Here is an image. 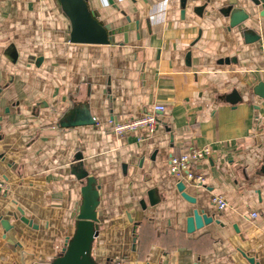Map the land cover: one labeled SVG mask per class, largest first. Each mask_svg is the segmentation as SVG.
I'll list each match as a JSON object with an SVG mask.
<instances>
[{
	"label": "crops",
	"instance_id": "0c3cea01",
	"mask_svg": "<svg viewBox=\"0 0 264 264\" xmlns=\"http://www.w3.org/2000/svg\"><path fill=\"white\" fill-rule=\"evenodd\" d=\"M263 2L87 0L111 39L96 45L71 42L62 0H0V264L67 257L88 177L79 264H264ZM157 105L144 141L113 133ZM190 147L213 151L195 203L169 165ZM195 210L211 220L191 231Z\"/></svg>",
	"mask_w": 264,
	"mask_h": 264
},
{
	"label": "water",
	"instance_id": "95a60500",
	"mask_svg": "<svg viewBox=\"0 0 264 264\" xmlns=\"http://www.w3.org/2000/svg\"><path fill=\"white\" fill-rule=\"evenodd\" d=\"M69 11L67 12L71 17L72 31L70 40L76 44H96L107 45L110 44L111 39L108 28H104L98 24L94 19V15L89 11L87 0H62ZM244 17L242 15H233L232 27L239 26ZM81 177H87V173ZM79 177V178H81ZM185 181H178V189L183 193V196L190 202L195 203L187 193L184 192L186 188ZM83 202L77 210L78 220L87 223L83 237H77L75 246L72 252L63 258L57 264H79L83 258L84 251L89 247L88 237L93 234V230L89 224L95 223L98 229V206H99V188L95 187V180L88 177V184L83 188ZM211 219L202 216L199 211L195 210L193 217L188 220V229H201L209 223ZM39 264V263H37ZM43 264V263H40Z\"/></svg>",
	"mask_w": 264,
	"mask_h": 264
},
{
	"label": "built area",
	"instance_id": "2783aa9c",
	"mask_svg": "<svg viewBox=\"0 0 264 264\" xmlns=\"http://www.w3.org/2000/svg\"><path fill=\"white\" fill-rule=\"evenodd\" d=\"M165 3L173 0H163ZM264 6V2H263ZM166 108L163 105H157L154 107L153 112L144 113L137 118L128 119L125 121L114 122L111 121V128L116 136H125L127 134H137L139 141H144L145 136L153 135L159 126L158 113L165 112ZM213 154V151L209 147L196 148L190 147L182 151L178 155L171 157L169 161L172 174L179 179V181H185L190 184L200 185L204 182V176L196 173L201 161L208 159ZM0 188H3V184L0 182ZM212 204L217 207L219 211L226 210L228 208V202L223 197H214ZM257 213H252V218H257ZM115 264H126L124 260H116Z\"/></svg>",
	"mask_w": 264,
	"mask_h": 264
}]
</instances>
